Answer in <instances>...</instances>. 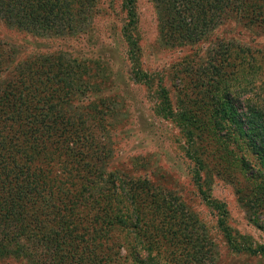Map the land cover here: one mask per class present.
I'll return each instance as SVG.
<instances>
[{
    "label": "trees",
    "instance_id": "obj_1",
    "mask_svg": "<svg viewBox=\"0 0 264 264\" xmlns=\"http://www.w3.org/2000/svg\"><path fill=\"white\" fill-rule=\"evenodd\" d=\"M149 2L164 45L204 44L202 55L179 70L173 99L157 88L156 111L178 130L190 179L224 245L264 261V243L232 231L224 204L204 186L212 177L231 184L247 221L264 229V44L254 38L264 42V0ZM119 4L133 81L147 87L135 0ZM95 6L96 0H0V21L39 37L69 38L88 31L82 24ZM229 21L248 42L212 36ZM17 54L0 40V261L217 264L215 242L175 194L109 166L103 124L110 110L93 98L89 64L63 51Z\"/></svg>",
    "mask_w": 264,
    "mask_h": 264
},
{
    "label": "rangeland",
    "instance_id": "obj_2",
    "mask_svg": "<svg viewBox=\"0 0 264 264\" xmlns=\"http://www.w3.org/2000/svg\"><path fill=\"white\" fill-rule=\"evenodd\" d=\"M135 11V28L141 49L140 69L149 76L147 87L133 81L135 68L128 59L127 47L120 34L124 18L119 0H96L92 16L82 24L89 26L84 34L69 38L39 37L0 21V40L17 48L19 58L63 51L67 57L88 63V76L93 72L90 77L91 82H95L93 98L110 110L105 115L108 123L103 124L110 134L105 136L107 145L112 148L109 166L144 176L157 183L163 192L175 194L203 223L209 238L215 242L217 264H264L258 255L233 253L224 245L214 215L190 179L189 162L183 154V140L178 130L156 111L160 105L157 88L165 87L173 99L180 86L179 70L184 68L188 58L202 55L204 44L167 47L159 37L149 0H135ZM212 36L233 37L239 43L248 42L250 38L233 21L222 24ZM254 38L258 46L264 44L261 37L258 39L255 35ZM204 186L209 187L211 198L224 204L225 222L232 231L248 235L254 243H264V229L247 221L231 184L212 177L211 181L204 182ZM7 261L6 264H23L20 260ZM4 263L0 261V264Z\"/></svg>",
    "mask_w": 264,
    "mask_h": 264
}]
</instances>
